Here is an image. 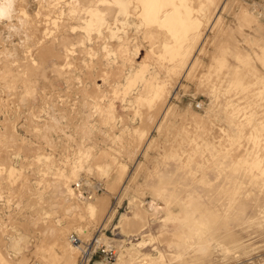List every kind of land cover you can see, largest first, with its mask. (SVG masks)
I'll use <instances>...</instances> for the list:
<instances>
[{"label":"rangeland","instance_id":"1","mask_svg":"<svg viewBox=\"0 0 264 264\" xmlns=\"http://www.w3.org/2000/svg\"><path fill=\"white\" fill-rule=\"evenodd\" d=\"M146 2L126 21L99 0H13L0 20V264H76L71 233L111 245L89 264H196L188 213L216 217L198 264H264V0ZM78 179L101 191L76 197Z\"/></svg>","mask_w":264,"mask_h":264},{"label":"bare ground","instance_id":"2","mask_svg":"<svg viewBox=\"0 0 264 264\" xmlns=\"http://www.w3.org/2000/svg\"><path fill=\"white\" fill-rule=\"evenodd\" d=\"M145 1H150L151 2V0H99V2H104V3H106V4H110V5H112V6H115L116 7V9H113V11H114V14H115V12L117 11V13L120 15V16H124V19L126 20V21H129V19H128V17H129V15H130V11H126V8H128L129 7V4L130 3H135V4H138L139 5V3H142V5L141 6H143L144 7V3L143 2H145ZM163 1V0H162ZM215 1H217V0H215ZM149 2V3H150ZM148 2H146V4H147ZM149 3L147 4V5H149ZM102 4V3H101ZM145 4V5H146ZM78 5H79V3H78ZM87 5H89V4H87ZM100 5V4H99ZM146 5V6H147ZM94 6V5H93ZM151 6V9H152V5H149V7ZM139 7V6H138ZM111 7L109 8V7H105L103 10H100V9H98L97 8V6H96V8H91V10L89 9V11H90V16H89V18H90V20L89 21H92V22H94V24H95V27L96 28H99L100 26H101V24H102V20H100V18L99 17H102V19H104V16H105V14L107 13H110L111 12ZM140 9H141V7L139 8V11H140ZM148 9V8H147ZM147 9L145 10V11H147ZM150 10V9H149ZM139 11H138V13H139ZM151 11V10H150ZM210 12V11H209ZM148 13V12H147ZM145 14H146V12H145ZM114 16V15H113ZM149 16V15H148ZM149 18H150V16H149ZM107 19V18H106ZM110 20H111V18H110ZM149 20V19H148ZM256 21H257V19H256ZM103 22H106L105 21V19H104V21ZM107 23V22H106ZM112 29V28H111ZM110 29V30H111ZM173 29V28H172ZM159 37V36H158ZM165 44V43H164ZM134 54V53H133ZM145 70H147L146 69V65H144V64H140V65H138L134 70H129L128 71V73H127V75H126V77H125V80H126V86L127 87H130L134 82H136V80H140V79H142L143 77H144V72H145ZM131 91V90H130ZM129 95V94H128ZM124 97V96H123ZM113 103V102H112ZM240 107V106H239ZM241 108V107H240ZM166 110H168V108L166 109ZM166 110H165V112H166ZM163 111V110H162ZM247 111V110H246ZM248 111H249V109H248ZM238 112H239V110H238ZM249 112H251V111H249ZM156 127V126H155ZM260 130H264V126H261V128H257V125H256V144L257 143H260V141H261V139L260 138H258L259 137V133H258V131H260ZM263 132V131H262ZM264 133V132H263ZM263 137V136H262ZM86 138V137H85ZM264 138V137H263ZM264 148V147H263ZM193 155V154H192ZM215 155H217V154H215ZM91 156V155H90ZM181 156V155H180ZM42 157V156H41ZM45 157V156H44ZM78 157V156H77ZM182 158V157H181ZM218 158V157H217ZM44 159V158H43ZM205 159V158H204ZM203 159V160H204ZM214 159V158H213ZM211 160V159H210ZM80 161V160H79ZM184 161H186V159L184 160ZM183 161V162H184ZM208 161V160H207ZM206 161V162H207ZM49 162H50V160H49ZM71 162V161H70ZM189 162V161H188ZM213 162V161H212ZM180 163V162H179ZM48 165V164H47ZM75 165V164H74ZM96 165V164H95ZM214 165V164H213ZM218 165V164H217ZM236 165H238V164H236ZM50 166V165H49ZM94 166V165H93ZM184 167V166H183ZM234 168H242V167H239V166H233ZM256 168H259L260 169V176L259 177H257V175L258 174H256V178H259V180L261 179L262 181H263V183H264V165H259V164H257L256 165ZM107 169H108V166L107 165H104V166H100V168L98 169V170H100V173L101 174H106L107 173ZM231 169V168H230ZM242 169H244V168H242ZM47 170V169H46ZM76 171V170H75ZM237 171V170H236ZM246 171V170H245ZM62 172V171H61ZM235 172V171H234ZM247 172V171H246ZM69 173V172H68ZM248 173V172H247ZM246 173V174H247ZM75 174V173H74ZM249 174V173H248ZM87 178V177H86ZM86 178H84V181H86L85 179ZM90 178V177H89ZM252 178V177H251ZM68 179V178H67ZM80 179V178H79ZM78 179V182H76L75 183V185H77V187H74L75 188V193H76V197L77 196H82V199L84 200V199H86V200H89V198L88 197H85V196H83L82 194H81V191H80V189H79V186H81L80 185V180ZM83 180V179H82ZM236 180V179H235ZM251 180V179H250ZM67 181V180H66ZM69 181V180H68ZM90 181V180H89ZM87 182H88V178H87ZM93 182V181H92ZM91 182V183H92ZM235 182V181H234ZM62 183V182H61ZM66 182H64V184H65ZM90 183V182H89ZM90 183V184H91ZM83 184H86V186H87V183H83ZM93 184V183H92ZM91 184V185H92ZM237 184V183H236ZM90 185V186H91ZM94 185V184H93ZM122 185V184H121ZM243 185V184H242ZM63 186V185H62ZM85 186V185H84ZM60 187V186H59ZM58 187V188H59ZM237 187V186H236ZM62 188V187H61ZM61 188H59V189H61ZM74 188H72L69 184H65L64 185V188H62V190H61V193H62V191L65 193V192H67V194L68 195H70V194H72L73 193V190H74ZM92 188V187H91ZM120 188H121V186H120ZM124 188V187H123ZM238 188V187H237ZM59 189H58V192H59ZM239 189H240V187H239ZM57 190V189H56ZM91 190V189H90ZM238 190V189H237ZM55 192V191H54ZM84 192V191H83ZM42 193V192H41ZM157 193H159V191L157 192ZM232 193V192H231ZM118 194V193H117ZM74 195V194H73ZM116 195V194H115ZM160 195V194H159ZM233 195H235V194H233ZM44 196V195H43ZM42 196V197H43ZM47 196V195H46ZM72 196V195H71ZM56 197V196H55ZM75 197V198H76ZM93 197V196H92ZM91 197V198H92ZM50 198V197H49ZM52 198V197H51ZM58 198V197H57ZM71 198V197H70ZM78 199V198H77ZM38 200V199H37ZM72 200H73V198H72ZM79 200V199H78ZM95 200V199H94ZM47 201V200H46ZM156 201V200H155ZM155 201H153V200H151V201H149L148 203V205L147 206H149L150 208H153V207H157V204H156V202ZM84 201H82V203H83ZM147 202V201H146ZM41 203V202H40ZM57 203V202H56ZM72 203V202H71ZM75 203H76V201H75ZM79 203V202H78ZM87 204H85V206H86V209H87V212L89 213V214H94V213H96V211L98 210L97 209V206L94 204V203H91V201H90V203L89 202H86ZM170 201H168V200H163V205L164 206H166L167 207V210H168V217L169 218H176V214L170 209V207H169V205H170ZM43 204H45V203H43ZM77 204V203H76ZM84 204V203H83ZM98 205V204H97ZM68 206H69V204H68ZM67 206V207H68ZM84 206V207H85ZM72 207H74V205H72ZM72 207H70V208H72ZM99 207V206H98ZM51 208V207H50ZM69 208V207H68ZM201 208H203V207H201ZM46 209V208H45ZM58 209V208H57ZM154 209V208H153ZM152 209V210H153ZM47 210V209H46ZM75 210V209H74ZM76 210H77V208H76ZM82 210H83V208H82ZM155 210V209H154ZM199 210H200V208H199ZM56 211H58V210H56ZM207 212V211H206ZM53 213V212H52ZM155 213V212H154ZM181 213H183V212H181ZM186 213H188V212H186ZM198 213V212H197ZM201 213V212H200ZM43 214V213H42ZM49 214H50V212H49ZM62 214V213H61ZM45 215V214H44ZM51 215V214H50ZM49 216V215H48ZM123 215H121V217H122ZM196 217V216H195ZM58 218V217H57ZM181 218H184L183 219V221L186 223V224H189V227H190V223L192 224L191 226H192V230L190 231L189 230V232H188V238H190V239H192L193 238V240L191 241V240H189L190 241V246H192V247H194V245L195 246H197V248H195V254H194V256L192 257V261L194 262V263H196V264H198V263H200L201 261H203L206 257H207V253H208V251H209V246H208V240L207 239H205L204 238V235L206 234V233H204L205 231H208V229L212 226V224L214 225V222H216V217H215V215H212V214H210V213H204V214H201V216L199 217H196V218H194L193 216H192V214L191 213H188V214H183V215H181ZM63 219V218H62ZM222 219V218H221ZM47 222V221H46ZM224 223V222H223ZM220 224V223H219ZM216 225V224H215ZM226 225V224H225ZM45 226V225H44ZM43 226V227H44ZM221 227V226H220ZM48 227H46V229H47ZM215 228V227H214ZM223 228V227H222ZM221 228V229H222ZM226 228V227H225ZM59 229V228H58ZM62 230H64L63 228H61ZM69 229V228H68ZM44 230H45V227H44ZM76 230V229H75ZM225 230H227V229H225ZM214 231V230H213ZM18 232V231H17ZM62 232V231H61ZM87 232V231H86ZM210 232V231H209ZM19 233V232H18ZM17 233V234H18ZM80 233V232H79ZM81 233H83V232H81ZM222 233V232H221ZM59 233L57 232V235H58ZM87 234V233H86ZM90 234V233H89ZM199 235L200 237H198V239L195 241L194 240V236H197V235ZM218 234V233H217ZM227 234H229V233H227ZM61 235V234H60ZM78 235V234H77ZM84 235H85V233H84ZM88 235V234H87ZM62 236V235H61ZM67 236V235H66ZM89 236V235H88ZM87 236V237H88ZM101 236V235H100ZM103 236V235H102ZM101 236V237H102ZM207 236V235H206ZM205 236V237H206ZM13 237V236H12ZM58 237H60V236H58ZM99 237V236H98ZM98 237H95V236H93L92 237V239H91V241H94L95 240V242H97L98 243V241H100L99 239H100V237L98 238ZM233 237H234V235H233ZM232 237V238H233ZM19 238V237H18ZM103 238V237H102ZM209 238H211L210 236H209ZM212 238H213V236H212ZM232 238H231V240H232ZM236 238V237H235ZM107 243H112V242H108L109 241V238L108 237H105V238H103ZM230 238H228V240H229ZM14 240V239H13ZM82 240V239H81ZM111 240H113V239H111ZM110 240V241H111ZM119 240V239H118ZM182 240V239H181ZM237 240V239H236ZM236 240L235 241H233V243L234 242H236ZM9 241H10V239H9ZM24 241V240H23ZM63 241V240H62ZM67 241V240H66ZM116 241V240H115ZM189 241H188V243H189ZM225 241V240H224ZM59 242V241H58ZM57 242V243H58ZM65 242V241H64ZM83 242V241H82ZM100 242H102V240L100 241ZM104 242V241H103ZM105 242V243H106ZM120 243H121V245H122V242H121V240L119 241ZM104 243V244H105ZM117 243V242H116ZM220 243V242H219ZM232 243V242H231ZM4 244V243H3ZM59 244H61V243H59ZM114 244H115V242H114ZM54 245H55V243H54ZM58 245V244H57ZM115 245H118V243L117 244H115ZM226 245V244H225ZM253 245V244H252ZM56 246V245H55ZM79 246H81V245H79ZM79 246H76V245H73V244H71L70 242H69V239H68V241L66 242V243H64L63 244V248H62V256L64 257V256H67V254H69L70 255V257H71V259H72V257L73 256H71L72 254L73 255H75L74 253H75V251H76V249H78V251H79ZM107 246H109V245H107ZM119 246V245H118ZM236 246H237V244H236ZM110 247H111V245H110ZM56 248H58V247H56ZM122 248H123V246H122ZM121 248V249H122ZM226 248L227 249H232L233 250V245H231V244H227L226 245ZM245 248V247H244ZM191 249V248H190ZM120 250V249H119ZM55 251V250H54ZM188 252H189V250H188ZM210 252V251H209ZM180 253H183V252H180ZM238 253V252H237ZM58 254V253H57ZM189 254V253H188ZM77 255V254H76ZM134 255V254H133ZM59 256H60V254H59ZM118 256H120V255H118ZM122 256H123V254H122ZM132 256V255H131ZM135 256H136V254H135ZM145 256V255H144ZM128 257V256H127ZM140 257V256H139ZM49 259V258H48ZM62 259V258H61ZM124 259V258H123ZM126 259H128V258H126ZM141 259H143V258H141ZM187 259H188V257H187ZM50 260V259H49ZM48 260V261H49ZM62 260H67V259H62ZM139 260V259H138ZM69 261V260H68ZM117 261V260H116ZM122 261V260H121ZM124 261V260H123ZM131 261V260H130ZM141 261V260H140ZM181 261H182V259H181ZM125 262V261H124ZM66 263V262H65ZM127 263V262H126ZM142 263H143V260H142ZM141 263V264H142ZM68 264V263H67ZM117 264V263H116ZM129 264V263H128Z\"/></svg>","mask_w":264,"mask_h":264},{"label":"built area","instance_id":"3","mask_svg":"<svg viewBox=\"0 0 264 264\" xmlns=\"http://www.w3.org/2000/svg\"><path fill=\"white\" fill-rule=\"evenodd\" d=\"M77 187V185H75ZM102 184L99 181H95L94 188L89 191L87 186H83L80 191L81 194L89 199L91 196L96 194L98 191H101ZM84 191V192H83ZM69 242L73 245L79 246L78 255L76 258V264H89V261L97 252L100 253L107 261H111L114 258V251L110 247H106L104 245H98L95 242H91V240L87 242H82L76 233H71L68 236Z\"/></svg>","mask_w":264,"mask_h":264},{"label":"clouds","instance_id":"4","mask_svg":"<svg viewBox=\"0 0 264 264\" xmlns=\"http://www.w3.org/2000/svg\"><path fill=\"white\" fill-rule=\"evenodd\" d=\"M12 0L0 3V20L11 19L12 17Z\"/></svg>","mask_w":264,"mask_h":264},{"label":"crops","instance_id":"5","mask_svg":"<svg viewBox=\"0 0 264 264\" xmlns=\"http://www.w3.org/2000/svg\"><path fill=\"white\" fill-rule=\"evenodd\" d=\"M13 1V0H12ZM6 2V0H0V3Z\"/></svg>","mask_w":264,"mask_h":264}]
</instances>
